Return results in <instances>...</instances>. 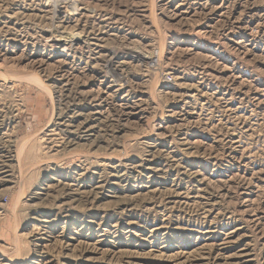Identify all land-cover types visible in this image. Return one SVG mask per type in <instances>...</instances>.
I'll use <instances>...</instances> for the list:
<instances>
[{
	"label": "rangeland",
	"instance_id": "rangeland-1",
	"mask_svg": "<svg viewBox=\"0 0 264 264\" xmlns=\"http://www.w3.org/2000/svg\"><path fill=\"white\" fill-rule=\"evenodd\" d=\"M0 264H264V0H0Z\"/></svg>",
	"mask_w": 264,
	"mask_h": 264
}]
</instances>
